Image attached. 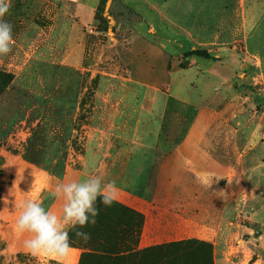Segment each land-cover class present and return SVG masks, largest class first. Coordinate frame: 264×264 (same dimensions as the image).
<instances>
[{
	"label": "rangeland",
	"instance_id": "obj_1",
	"mask_svg": "<svg viewBox=\"0 0 264 264\" xmlns=\"http://www.w3.org/2000/svg\"><path fill=\"white\" fill-rule=\"evenodd\" d=\"M99 10L102 26L72 30L75 16L63 0H0V89H6L0 93V264H65L57 256L65 228L52 231L32 213L48 183L45 170L59 176L85 171L93 185L103 166L99 168L98 155L109 148L119 150L124 143L137 145L143 153L160 152L149 164V181H174L173 193L164 187L162 195L172 193L181 202L179 208L192 213L196 207L188 200L196 196L202 210L208 203L203 193L208 192L188 170H177L173 158L165 157L170 151L216 150L226 157L212 160L235 164V140L239 150L261 149L255 143L264 136V78L241 45L232 70H221L232 78L218 89L227 85L230 93L222 103L209 104L205 102L212 88L205 78L184 72L185 86L177 89L182 73L173 74L188 70L195 61L214 59L212 53L208 58L187 51L161 69L157 62L142 60L141 15L133 0H101ZM145 36L154 40L158 35ZM182 89L188 106L178 100L167 105L172 93L182 94ZM212 111L219 112L212 116ZM211 116L234 118L229 123L238 130L237 138L230 127L224 129L225 123L215 122L206 139L197 135L202 134L200 126L196 135L186 136L189 120ZM197 160L213 163L209 158ZM222 175L215 176L221 186L228 180ZM49 179L52 186L61 187L62 178ZM211 204L216 206V200ZM209 215L199 211L196 216ZM125 243L131 246L132 240Z\"/></svg>",
	"mask_w": 264,
	"mask_h": 264
},
{
	"label": "crops",
	"instance_id": "obj_2",
	"mask_svg": "<svg viewBox=\"0 0 264 264\" xmlns=\"http://www.w3.org/2000/svg\"><path fill=\"white\" fill-rule=\"evenodd\" d=\"M63 1L71 5L72 14L75 16L72 30H83L86 27L88 31L92 26L104 24V15L99 10L101 0ZM133 1L138 5L141 15L139 50L144 62H157L162 69L172 57L183 55L187 51L205 50L213 54L214 59L195 61L188 70H176L173 75L179 77L182 73V83L177 85V89L185 86L186 73L194 72L207 80V88H212L205 103H222L230 89L226 84L225 89H218V86H222L232 75L228 72L222 73L221 70L228 71L232 68L239 45L243 47V54L256 64L259 76L264 78V0ZM148 34L152 37L158 36L152 40L153 38L145 36ZM148 70L151 69L144 72ZM144 74L146 76L147 73ZM210 78L213 84L210 83ZM183 89L180 95L174 91L167 99V105L170 102L178 104L177 100L185 102V105L189 104L187 97L183 96ZM158 99L162 100V95ZM160 107L159 102L156 105L157 111ZM189 107L187 112L192 108L191 105ZM218 112L212 111L211 114L213 116ZM212 116L199 122L195 117L192 121L189 120L186 136L196 135V128L200 126L203 131L197 135L206 139L207 133L211 132L209 127L215 122L218 125L225 123L222 125L224 129L226 130V126L230 127L234 140L237 138L238 130L229 123L234 118L213 120ZM234 144L236 149L231 152V157L235 159V164H220L217 160H212L226 157L225 152L216 150L197 149L186 152L175 148L165 156L167 159L173 158L177 170L180 171L182 167L183 172L188 170L196 176L200 188L207 190L208 194L203 193V200L208 203L203 205L202 210L196 196L187 199L188 204L198 209L197 212L195 209L190 213L189 210L179 208L181 202L172 196L174 181L171 185L149 181V164L156 162L160 152L143 153L144 151L137 149V145L127 146L124 143L119 150L109 148L102 155H98L99 168L103 166L93 185H89L85 171L75 170L65 171L61 187L57 188L49 183L50 176L46 173L48 183L41 189V197L34 204L32 213L52 231L65 228L63 236L93 197L103 194L143 216L137 242L135 245L132 242V251L193 240L196 246H207L213 264H264V136L255 143L261 149L254 153L250 150H239L237 140ZM208 158L213 162L210 163L211 166L197 160ZM254 158L260 160L255 162ZM165 162L166 159L161 161L159 172H163ZM221 173L228 178L222 186L215 177ZM164 187L172 191L171 196L170 193L167 197L162 195ZM173 198L177 202L172 204ZM212 199L216 200L214 207L211 204ZM199 211L210 215L198 217L196 215ZM59 241L57 256L65 264H79L81 253L88 251L81 247L62 246ZM121 255L113 260L119 264H128ZM198 259L197 264H202L200 257ZM144 264L149 263L144 261Z\"/></svg>",
	"mask_w": 264,
	"mask_h": 264
},
{
	"label": "trees",
	"instance_id": "obj_3",
	"mask_svg": "<svg viewBox=\"0 0 264 264\" xmlns=\"http://www.w3.org/2000/svg\"><path fill=\"white\" fill-rule=\"evenodd\" d=\"M192 54L210 58V54L205 50L186 53ZM5 90L0 89V93ZM45 171L59 179L63 175ZM1 192L0 185V196ZM142 222L143 216L140 213L106 195L96 194L79 218L64 233L59 244L88 249L81 253L79 264H119L113 259L120 254L128 264H144V261L149 264H197L199 257L202 264H213L207 246H196L193 240L132 251V245L126 244L125 241L129 238L136 244Z\"/></svg>",
	"mask_w": 264,
	"mask_h": 264
}]
</instances>
